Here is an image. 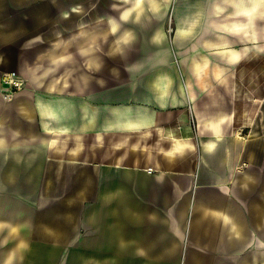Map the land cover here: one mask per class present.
Wrapping results in <instances>:
<instances>
[{
  "label": "crops",
  "instance_id": "0c3cea01",
  "mask_svg": "<svg viewBox=\"0 0 264 264\" xmlns=\"http://www.w3.org/2000/svg\"><path fill=\"white\" fill-rule=\"evenodd\" d=\"M71 7L69 19L65 12L53 27L70 30L67 36L82 26L133 32L105 39L106 60L118 66L102 75L78 70L72 53L69 85L49 87L65 77V65L30 67L33 89L12 101L0 95V264H58L64 249L71 250L61 264H264V131L243 132L251 125L236 80L255 48L229 65L216 47L231 46L222 52L237 60L236 48L249 44L241 34L256 27L243 29L240 15L264 13V2L89 0ZM169 10L174 53L160 25ZM32 14V0H0V30H32ZM235 23L242 28L226 26ZM32 37L15 33L0 46V74L20 71L33 46L45 47L37 54L43 59L66 38L42 46ZM207 48L223 65L213 68ZM230 68L227 86L221 79ZM66 167L87 168L86 205L84 192H48L65 189L52 175L64 177Z\"/></svg>",
  "mask_w": 264,
  "mask_h": 264
},
{
  "label": "rangeland",
  "instance_id": "374dc122",
  "mask_svg": "<svg viewBox=\"0 0 264 264\" xmlns=\"http://www.w3.org/2000/svg\"><path fill=\"white\" fill-rule=\"evenodd\" d=\"M87 1L89 0H32L33 29L32 30L16 29L17 31L15 30L10 31V30H3V29L0 30V46L1 47L4 46V44L7 41H9V39L15 33H17L20 37L21 36L23 37L26 33L31 34L33 36L32 38L34 41V45L36 44L41 45L42 43L51 45L52 43L51 40L57 37L58 35L66 37L68 34L72 33L70 30H67V29L65 30L56 29L55 30L53 28L59 25V22L65 17V14H66L65 12H68L69 10H71L72 5L82 4L83 2H87ZM42 6H44L43 9H42ZM4 9H6V7L2 6L1 10H4ZM21 9L23 10L24 6H20V4H18L17 5L18 27L19 26L24 27L23 22H24L25 15L24 13H21L20 11ZM5 15L8 16V14H4V13L1 14V16H5ZM66 16H67L66 20L69 19L68 18L70 17L69 12L67 13ZM228 16L231 17L232 15H227L225 18L226 21L231 19ZM214 17L217 18L218 16H214ZM215 18L210 17L209 21L212 22L211 24H214L213 20ZM161 19H162L161 24H160L162 27L161 30L163 34L165 35L164 37L166 41L170 44V47H171L172 46L171 40L173 37V28L175 26L174 25V14L172 13L171 10H169L166 14L163 15ZM240 20L243 23L244 22L247 23L248 21L244 15H240ZM252 22H253V26L255 25L256 27H253L250 31H243V33L240 36L242 40L247 41L249 44L243 46L242 48L239 47L240 49H238V47L236 48L237 51L239 52L236 55L237 60H233V56H230V55L226 56L222 52L229 47L223 49L220 46L218 47L216 45V47L218 48V53H222L225 56L229 65L238 63L242 59V56L245 53H247V51L255 48L249 52V56L245 58L246 60L242 61L241 65L237 67L238 70H241V74H240L241 76L237 78L236 80H237V84H239L242 87L241 97H242V101H244L245 106H246V111H245L246 115L244 116L245 118L244 122L247 124L250 123L251 125L250 127L247 126L248 128L243 130L244 133H247L248 130H252L254 128L256 129L257 132L264 131L260 129L262 125H264V13L258 12L254 14L252 18ZM116 29L117 28L113 29L112 32L106 38L109 39L112 35L113 37L114 36L117 37L119 35L123 39H127L128 37H130L129 35H131V32H133V29L131 30L124 29L122 31H117ZM196 32L197 30L194 33ZM101 39H102L101 40L102 43H101L100 48L98 47L97 56H96L97 61L99 62V65H100L99 69L97 67L96 68L91 67V69L89 70L96 72L97 74L101 73L102 75L104 74V70L106 69V67L108 66L110 67L112 66V64L115 66H118V65H117V62L113 60L112 62L106 60L109 58L108 56L109 54L105 52L106 44L104 41L106 40L104 39V37H101ZM43 44L42 46H44ZM112 44H114V42ZM43 48L45 47H41L38 45L33 46V49H31V52L26 53L27 60H24V62L22 63L23 68L20 71H15V70L5 71L0 74V93H1L0 95L2 96L3 100L12 101L13 98L16 95H18V93L26 89L34 88L35 84H33L29 80L27 73L30 67H33V69L36 72H38L43 68V66H47L48 64L47 58L45 57L42 59L38 57L37 55L39 54V52L41 53L40 50H43ZM119 48L116 47V50H114L113 52L118 51ZM171 49H172V53H174L173 47H171ZM229 49L231 50L233 48L230 46ZM212 51L213 50L211 48L209 49L207 48L203 50V53L209 56V58L211 59V63H212L210 64L213 66V68H215L216 66L214 65L218 63L223 65L221 61L216 60V57L214 55L212 56L211 54ZM72 53L75 54L77 64H79L77 67L78 70H81L84 68L86 69L87 67H86L85 61L87 59V56H84L80 53L78 54L77 51H73ZM232 61H235V62L230 63ZM175 63L179 65V57L177 56H176ZM64 69L65 68L63 67V65L62 67L59 68V70H64ZM11 72H14L15 74L13 82H9L8 78L5 76V73H11ZM93 72H91V74H93ZM232 75H233V72H232V69L230 68L229 74H226V76L221 79L225 85L232 86L233 84ZM64 173H65L64 177L60 175L57 178L56 175H52L53 177L52 181L53 182L63 181L65 189L58 190V188H53L50 191H48L50 195L57 197L62 193L63 197L68 198V197H73V195H76L78 192H81V193L84 192L85 200L83 201V203L86 205V203H88V193H89L87 188L84 189V187L87 186L88 177H89L87 168L72 169L71 167H66L64 168ZM70 178H71V181H73L76 188H73L72 184H69ZM82 204H81V213H82ZM78 209H75V210L77 211ZM69 250L71 249H64V251L66 252ZM66 252L63 253L62 258L60 259L58 264L62 263L64 257L67 255ZM30 260L32 262V259Z\"/></svg>",
  "mask_w": 264,
  "mask_h": 264
},
{
  "label": "bare ground",
  "instance_id": "6f19581e",
  "mask_svg": "<svg viewBox=\"0 0 264 264\" xmlns=\"http://www.w3.org/2000/svg\"><path fill=\"white\" fill-rule=\"evenodd\" d=\"M143 0H137V2H141ZM264 2V0H262ZM247 10V9H246ZM248 20H251V23H246V27H243V29H248L249 26H253L252 18L253 13L247 12L244 14ZM227 27H234L235 30L238 28H242L241 25L235 23L234 26L226 25ZM112 28H102L99 26H82L79 30L76 31L75 34L69 35L66 38L58 39L54 46H52L48 52H47V58L48 63L47 66H45L43 69L44 72L54 70L59 68L62 65H65V77L61 78H55L54 82H50L49 87H55L56 82L58 81L59 85L67 86L69 85L68 82V75L72 73L73 67L69 64H73L74 57H72V49L77 50L80 54L87 56V59L85 61V64L87 67H99V63L96 58V51L98 50V47L100 48V41L102 40L101 37H104V39L112 32ZM178 31V30H177ZM182 32V31H181ZM108 39V38H106ZM114 49H116V45L113 44L112 46ZM35 71V70H33ZM6 74V73H5ZM83 75V72H82ZM262 113V112H261Z\"/></svg>",
  "mask_w": 264,
  "mask_h": 264
},
{
  "label": "built area",
  "instance_id": "2783aa9c",
  "mask_svg": "<svg viewBox=\"0 0 264 264\" xmlns=\"http://www.w3.org/2000/svg\"><path fill=\"white\" fill-rule=\"evenodd\" d=\"M5 76L8 78L9 82H13L14 81V72H11V73H6ZM152 169L151 168H148V171H151Z\"/></svg>",
  "mask_w": 264,
  "mask_h": 264
}]
</instances>
